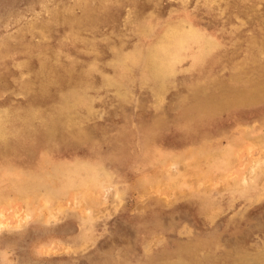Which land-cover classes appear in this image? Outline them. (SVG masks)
Returning <instances> with one entry per match:
<instances>
[{
    "label": "rangeland",
    "instance_id": "obj_1",
    "mask_svg": "<svg viewBox=\"0 0 264 264\" xmlns=\"http://www.w3.org/2000/svg\"><path fill=\"white\" fill-rule=\"evenodd\" d=\"M0 121V264H264V0H0Z\"/></svg>",
    "mask_w": 264,
    "mask_h": 264
},
{
    "label": "bare ground",
    "instance_id": "obj_2",
    "mask_svg": "<svg viewBox=\"0 0 264 264\" xmlns=\"http://www.w3.org/2000/svg\"><path fill=\"white\" fill-rule=\"evenodd\" d=\"M181 57L179 56V57H175V58H170V59H166V60H163L159 65H158V69H160V72H161V75L163 76V77H167V76H170V75H173L174 73H175V66H176V64H178V63H180L181 62ZM0 124H1V121H0ZM0 134H1V132H0ZM48 137L49 136H51V134H48L47 135ZM214 160V159H213ZM223 160V159H222ZM176 163H177V161H176ZM217 165V164H216ZM258 164H255L254 165V168L253 169H256V167H258L257 166ZM184 166V165H183ZM177 167V166H176ZM260 168V167H259ZM249 169H251V168H249ZM263 171V170H262ZM196 183H198V181L196 182ZM242 183V182H241ZM248 185H247V184ZM243 184H245V185H247V187H246V189H244L243 188V191L245 192V191H247L248 189H249V187L252 185H250L248 182H247V180L245 179L244 180V182H243ZM96 185V184H95ZM198 185V184H197ZM242 185V184H241ZM244 187V186H243ZM89 188V187H88ZM242 188V187H241ZM106 191L108 192L109 190H107L106 189ZM115 194H114V199L115 200H117V201H119V202H121V193L117 190V189H115V192H114ZM50 196V195H49ZM23 200V199H22ZM25 201H27V198H25L24 199ZM76 200H77V198H76ZM75 200V201H76ZM123 200V199H122ZM54 201V200H53ZM78 201V200H77ZM54 203V202H53ZM77 203V202H76ZM119 207V206H118ZM91 211V210H90ZM111 214V213H110ZM55 216V218H56V215H54ZM96 217V216H95ZM102 217V216H101ZM96 219V218H95ZM8 228V227H7Z\"/></svg>",
    "mask_w": 264,
    "mask_h": 264
}]
</instances>
